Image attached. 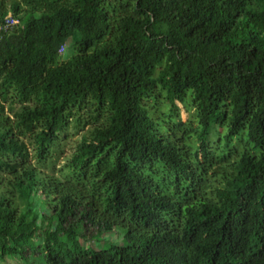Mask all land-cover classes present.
<instances>
[{"label": "trees", "instance_id": "trees-1", "mask_svg": "<svg viewBox=\"0 0 264 264\" xmlns=\"http://www.w3.org/2000/svg\"><path fill=\"white\" fill-rule=\"evenodd\" d=\"M7 258L264 264V0H0Z\"/></svg>", "mask_w": 264, "mask_h": 264}, {"label": "rangeland", "instance_id": "rangeland-1", "mask_svg": "<svg viewBox=\"0 0 264 264\" xmlns=\"http://www.w3.org/2000/svg\"><path fill=\"white\" fill-rule=\"evenodd\" d=\"M61 53L64 54L65 53V49H63ZM176 103L180 107L181 118L183 120H186V118L188 117L187 112L184 110V108H183V106H182L181 103H179L178 101ZM164 106L165 105L162 102L160 104L161 110H164ZM85 130H87V126H85L83 128H80V129L79 128H70L69 130L66 131L67 138L61 144L60 149L55 154L56 155V163H57V166L56 167H59L60 165L63 164V162L65 160V155L68 154L70 150H72V148L74 147L76 141L79 139L81 133L83 131H85ZM62 151H63V153H62L63 156L61 155V152ZM87 243L88 242H86V244ZM2 264H18V263L16 261H14L13 259L7 258L4 261H2Z\"/></svg>", "mask_w": 264, "mask_h": 264}, {"label": "built area", "instance_id": "built-area-1", "mask_svg": "<svg viewBox=\"0 0 264 264\" xmlns=\"http://www.w3.org/2000/svg\"><path fill=\"white\" fill-rule=\"evenodd\" d=\"M14 22V20H11V23Z\"/></svg>", "mask_w": 264, "mask_h": 264}]
</instances>
